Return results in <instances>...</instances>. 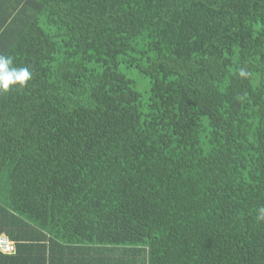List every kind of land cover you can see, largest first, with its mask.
<instances>
[{"label":"trees","instance_id":"obj_1","mask_svg":"<svg viewBox=\"0 0 264 264\" xmlns=\"http://www.w3.org/2000/svg\"><path fill=\"white\" fill-rule=\"evenodd\" d=\"M0 54L33 73L0 94L15 251L264 264V0H0Z\"/></svg>","mask_w":264,"mask_h":264},{"label":"crops","instance_id":"obj_2","mask_svg":"<svg viewBox=\"0 0 264 264\" xmlns=\"http://www.w3.org/2000/svg\"><path fill=\"white\" fill-rule=\"evenodd\" d=\"M31 244L23 246L21 251L14 248L13 258L0 264H147L145 252H137V247L52 242L50 239ZM36 244L47 245L45 253L38 251Z\"/></svg>","mask_w":264,"mask_h":264},{"label":"clouds","instance_id":"obj_3","mask_svg":"<svg viewBox=\"0 0 264 264\" xmlns=\"http://www.w3.org/2000/svg\"><path fill=\"white\" fill-rule=\"evenodd\" d=\"M240 74L245 75L243 71ZM32 78L33 73L28 66L17 67L12 57L0 54V94L13 88H24ZM257 220L264 221V207L258 209Z\"/></svg>","mask_w":264,"mask_h":264},{"label":"built area","instance_id":"obj_4","mask_svg":"<svg viewBox=\"0 0 264 264\" xmlns=\"http://www.w3.org/2000/svg\"><path fill=\"white\" fill-rule=\"evenodd\" d=\"M15 248V242L8 239L5 236L0 235V251L2 252H12Z\"/></svg>","mask_w":264,"mask_h":264}]
</instances>
